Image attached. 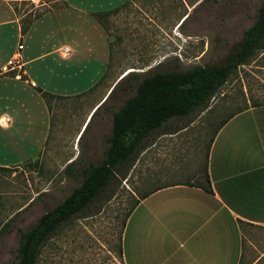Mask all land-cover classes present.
<instances>
[{"label": "rangeland", "instance_id": "374dc122", "mask_svg": "<svg viewBox=\"0 0 264 264\" xmlns=\"http://www.w3.org/2000/svg\"><path fill=\"white\" fill-rule=\"evenodd\" d=\"M44 1L0 0V21L13 20L9 9L16 7L25 25L29 23L25 45L37 50L53 44L75 48L80 80L67 83L66 93L73 98L47 99L53 123L61 115L66 120V138L53 139L46 149L35 138L29 146L33 160L0 173V231L7 224L0 233V264L15 262L20 231H27L78 187L83 169L104 159L112 114L135 94L140 80L156 72L221 62L254 24L263 0H76L77 11L43 17ZM15 27L0 26V31ZM55 28L60 32L53 33ZM58 55L62 57L59 50ZM114 87L76 142L74 132L88 108ZM247 100H264V51L235 71L207 110L155 131L132 159L127 180L114 181L64 225L46 243L38 264H124L119 254L121 223L137 195L159 184L204 183L215 128ZM31 108L34 126L44 130L45 108L42 103ZM37 148L45 150L40 154ZM241 233L239 264H264V227L242 224Z\"/></svg>", "mask_w": 264, "mask_h": 264}, {"label": "crops", "instance_id": "0c3cea01", "mask_svg": "<svg viewBox=\"0 0 264 264\" xmlns=\"http://www.w3.org/2000/svg\"><path fill=\"white\" fill-rule=\"evenodd\" d=\"M76 2L44 1L41 16L77 11ZM9 10L13 20L0 21V26H16L13 31H0V119L11 120L8 127L0 126V168L5 171L33 160L34 150L29 146L35 138L39 147L46 145L45 149L53 139L59 142L66 138V120L61 115L53 123L47 99L73 98L66 93L67 83L80 80L74 66L75 48L62 44L58 49V44H53L49 49L37 50L34 45H25L24 32L29 23L25 25L16 7ZM58 32L59 28H55L53 33ZM19 45L23 48L19 49ZM65 47L71 53L63 57ZM58 50L62 57L57 56ZM14 57H19L23 65V80L13 77L18 71L2 72ZM110 92L88 108L74 132L76 142ZM40 103L47 115L44 130L34 126L30 114L31 107L40 108ZM75 120L74 117L72 121ZM37 149L40 154L45 150ZM207 165L210 192L198 186L176 185L138 204L124 231V264H239L240 222L264 227V106L235 115L219 129L208 152Z\"/></svg>", "mask_w": 264, "mask_h": 264}, {"label": "trees", "instance_id": "16d2710c", "mask_svg": "<svg viewBox=\"0 0 264 264\" xmlns=\"http://www.w3.org/2000/svg\"><path fill=\"white\" fill-rule=\"evenodd\" d=\"M262 51H264V0L254 24L244 32L242 39L230 49L221 62L193 66L187 70L156 72L140 80L135 94L113 113L111 134L108 137L104 159L100 163L89 164L83 169L82 182L78 187L73 189L61 203L44 213L27 231H20L16 259L13 264H38L42 249L64 225L86 211L114 181L127 180L133 169L132 159L143 150L145 143L155 131L169 121L187 118L198 111L207 110L211 100L235 71L245 65L256 53ZM114 90L115 87L108 98ZM263 103L264 100L262 102L245 101L244 105H239L215 128L205 157L202 172L204 183L191 184L185 181L159 184L137 195L121 223L119 254L122 259L124 231L129 217L138 204L151 194L176 185L198 186L210 192L207 156L217 132L235 115L250 108L264 106ZM89 123L86 124L83 133L87 130ZM71 164L66 167V170ZM5 170L7 169L0 168V172ZM242 224L245 223L240 222V227Z\"/></svg>", "mask_w": 264, "mask_h": 264}, {"label": "built area", "instance_id": "2783aa9c", "mask_svg": "<svg viewBox=\"0 0 264 264\" xmlns=\"http://www.w3.org/2000/svg\"><path fill=\"white\" fill-rule=\"evenodd\" d=\"M23 46L19 45V49H22ZM63 57H66L71 53V50L67 47L62 49ZM11 71H18L17 74H15L13 77L17 80H23L24 74H23V65L20 61L19 57H14L11 59L8 64L3 67L2 72L3 73H10ZM11 120L8 117H4L0 119V126L3 128H6L10 125Z\"/></svg>", "mask_w": 264, "mask_h": 264}]
</instances>
